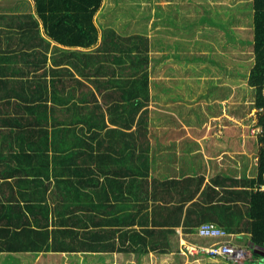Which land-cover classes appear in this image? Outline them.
<instances>
[{
    "label": "trees",
    "instance_id": "1",
    "mask_svg": "<svg viewBox=\"0 0 264 264\" xmlns=\"http://www.w3.org/2000/svg\"><path fill=\"white\" fill-rule=\"evenodd\" d=\"M31 3L33 8H29L28 13L16 10L0 12V31L3 26L26 29L32 20L33 27L40 24L42 33L56 44L51 53L52 63L56 67L50 70L53 75L49 89L47 84L45 86L37 79L47 75L40 71L48 59L50 41L47 40L43 42L45 51L35 48L36 43H32V39L34 48L30 52L8 51V55H4L3 61L8 67L0 69V251L10 252L13 256L9 261L17 264L19 255L26 252L33 258L42 253L45 259H39V263L46 264L47 254L52 250L48 248H53L55 252L96 253L99 256L117 241H129L130 246L134 244L138 252L150 250L164 253L166 249H160L158 242L163 232L149 228L137 231L134 219L130 218L133 217L131 211H118L114 206L112 198L122 197V192L107 186L101 188L98 183L88 179H81L86 183L83 189L69 178L71 188L58 187L60 182L57 179L64 176L116 175L118 161H130L136 152L133 148L135 137L140 139L138 147L147 143L143 138L150 112L151 49L147 38L138 34L123 37L115 29L101 32L96 16L103 6V0H31ZM250 8L253 13L251 27L247 31L225 30L222 19L215 17L210 19L212 29H209L203 26L205 18L201 17L196 23L185 22L186 27H180L183 32H179L184 34L186 43H190L186 53H181L177 46L179 39L171 37H162L164 39L159 47L175 50L173 55L179 60L185 59L187 63L199 62L208 55H213L212 61H217L218 55L215 54L220 44L223 49L250 51L248 63L242 61L243 57L228 60L233 62L237 74L245 75L246 86L253 92L256 114L254 118L247 119L244 128L224 129L223 139H227L225 143L228 148L241 151L243 156H248L252 151L250 155H255L256 169L254 176L248 177L249 173L243 172L237 176L236 182L225 180L222 203L220 208H214V212L219 220L217 224L229 232L249 233L252 255L249 263L264 264V0H252ZM242 10L238 8L239 12ZM180 13L187 14L185 10ZM153 43L155 45V41ZM197 45L206 49L207 53L202 57L192 50ZM18 48L22 50L25 46ZM92 49L94 51L90 52ZM210 51L213 52L210 54ZM120 54L124 57L119 61L128 63L120 69L119 79L116 80L115 72L110 70L113 68L107 67L103 60L108 57L115 60ZM62 64L71 65L74 72L87 77L90 83L75 77V73L68 67H61ZM25 87L32 94L44 95L45 99L38 98L44 101L29 104L22 97ZM114 93L123 102L110 103ZM103 105L108 106L111 125H119L127 130L133 128L135 116L141 111L134 130L128 132L112 128L114 144L120 149V155L112 157L109 168L106 156L86 151L85 147L90 149L86 143L67 144L72 133H75L72 126L79 122L86 123L88 129L93 126L94 120L100 129L107 126L102 113ZM63 123L68 127L63 129ZM49 125L55 129L61 126L57 130L61 145L59 140L48 139ZM39 127L43 129L39 131ZM63 130L69 134L63 135ZM232 130L236 131V135ZM232 143L235 145L232 146ZM57 161L62 163L61 167L56 168ZM90 164L96 167H90ZM37 186H40L43 195L38 199L26 198V188ZM86 186L93 187L88 190ZM213 196V193L206 191L200 196L201 199L193 201L189 216L197 208L203 214L211 212ZM230 197L233 202L231 208ZM47 198L56 201V221H49L50 209L46 203L41 204ZM19 199L25 200L26 211L21 209ZM6 203L8 205H4ZM203 220L205 218L200 221ZM52 222L55 232L51 236L47 230L41 233L32 228L34 224L47 229ZM138 223L149 225L144 223L143 217ZM184 223H192L187 215ZM153 224L159 222L153 221Z\"/></svg>",
    "mask_w": 264,
    "mask_h": 264
},
{
    "label": "crops",
    "instance_id": "2",
    "mask_svg": "<svg viewBox=\"0 0 264 264\" xmlns=\"http://www.w3.org/2000/svg\"><path fill=\"white\" fill-rule=\"evenodd\" d=\"M251 2L247 6V10L249 11V16H250L249 29L251 27V18L253 13L252 9L250 8ZM0 3L2 5L4 4L3 9L0 11L1 13H8L9 11H15V10L26 11L25 13H28L29 12L28 9L33 8L31 0H0ZM159 6L162 9L161 16L159 17L163 18L164 17L163 10H165L166 13H169L171 10V5H161V4L156 5V7ZM227 7L229 8L228 11H234V15H233L234 20L244 15V10H242V7H239V2L229 5ZM238 8H241L242 11L239 12ZM180 15L183 16L181 13ZM169 16L170 15H168L167 17L169 18ZM101 19H103V16H101ZM29 23L30 24H28V26L25 27L26 29L13 28L12 26L10 28L6 26L5 27L3 26L1 28L3 30L0 31V69H2L3 67L5 68L8 67V65H6L3 61L4 55H8L7 53L8 51H12V52L14 51L16 53H21L22 51L30 52L34 48V45L32 44L34 42L36 43L35 48L42 49L45 51L46 50L45 44L43 42L44 40L50 41V45L48 47L49 49L47 51L48 52L47 62L44 68L40 70L41 72L47 73V75H43L37 78L43 85L46 86L47 84V87L50 89L51 88L50 78L53 75V73H51L50 70L52 67H56V65L52 63L51 53H52V49L56 44L55 42L51 41L50 38L47 37L44 33H42L40 24L38 26L36 25V27H33L32 26L33 20ZM97 25L100 27L98 23ZM161 28L162 26H159L158 29L159 32L162 31ZM100 29L102 32L103 28L100 27ZM162 37L165 36L162 35ZM32 39L33 42L31 43ZM174 39H179L181 41L186 40L184 39V34L180 33L179 31L174 36ZM39 40H41L40 43ZM149 44H150V49H152L153 47V50L157 51L158 46L156 45V43L154 45V43H152L150 40ZM21 45L25 46V48H23L22 50L18 48V46ZM201 48L203 49L204 52V48L203 47ZM188 50L189 48L187 47L186 51ZM93 51L94 50L92 49L90 52ZM186 51H184L183 53H186ZM164 53H166V51H164ZM102 54L107 55L106 53H102ZM150 54H151V50H150ZM105 57L106 56H104L103 58ZM122 57H124V55L120 54V56L115 58V60H112V58L109 57L108 59L103 60V63L107 67L110 66L113 68V70L112 69L110 70L115 72L114 79L116 80L119 79L120 69L124 68L125 65L128 63V62L124 63L119 61V58L122 59ZM173 57H174V62L176 61L175 62L176 64L183 63V67L189 64L183 58L179 60V58H176L175 55H173ZM209 60L212 61V58H210ZM61 67H68L73 73H75L74 75L75 77L90 83V80L87 77L83 78L81 74L78 75L76 71L74 72V69L71 67V65L62 64ZM88 68L89 67L86 66V70H88ZM176 76L177 75L175 74L172 75L170 82L165 83L167 84L165 85L166 87L162 88L163 93L161 95L160 100H164L163 102H165L166 105L171 104L168 101L174 100L172 97H174L173 95L175 94L176 90H175V81L173 77ZM183 83L186 82L183 81ZM91 85L94 86L92 83ZM154 85L156 86V88H158V86H161V83L154 80L150 81L149 104L152 101L158 99L156 98V96L151 94V89ZM191 88L192 87L190 86V89ZM162 89L159 90L162 91ZM154 91L156 92L157 90ZM120 96H122V93L120 94ZM22 97L29 104L44 101L38 99L39 97L45 99L44 95L40 96L39 94L38 95L32 94L30 90H28L26 87H25V93L22 92ZM21 102L24 103L22 100ZM117 102L119 103L123 101L119 99V95L118 97H116L114 93V95L112 94V99L110 103H117ZM106 106L107 105H103L102 113L104 114L103 117L106 120L105 123H107L106 124L107 126L103 127V129H100L99 128L100 125L96 124L94 120V124H91L93 126L90 129H88L86 123L79 122L78 124L72 126L74 127L73 131L75 133H72V135L70 136L71 139L67 144L81 145L86 143V145L90 148L87 149L85 147L86 151L91 150L93 154L99 152L101 155L106 156V161L108 162L107 166L109 168L112 157L115 155L118 156L120 155V149L114 144L115 136L112 128L117 127L120 130L128 131V130H134L136 125L128 130L125 128H121L119 125L118 126H115L114 124L111 125V123L108 121L109 111L107 110ZM139 114L140 112H137V115L135 116V121H134L135 123L137 120L136 117L138 118ZM95 119H97V115ZM148 125L149 122L147 121L146 135L145 137H143L144 139L147 140V143L141 146L140 148L137 146L138 143H140L139 141L140 139L135 137V141H134L135 146L133 145V148L134 150L136 149V152L131 156L130 161H124L125 159L122 161L120 160L118 161L116 166V175L108 174L107 176L58 177L57 179L60 182V185L58 187L71 188L72 183H69V181L67 180V178H69L71 182L80 185L79 187L83 189L86 183L82 180L88 179L98 183L101 186V188L103 186H107V188L115 189L116 192H122V197L112 198L114 206H116L118 211L120 210L131 211L133 217L130 218L131 220L134 219L135 222L134 228L137 231L142 232L144 229L149 228L157 232L158 231L163 232L164 235L161 236L160 239H158V242L160 243V249L161 248L166 249L165 252L157 253V252H152L150 250L138 252L135 251L136 246L134 244L130 246L129 241H125L121 243L120 241H117L116 244L109 246L107 248L108 250H105L99 256L96 253L83 254L76 252L71 253L67 251L55 252L53 248H48L52 250L49 252L50 254H47L46 264H241L239 262H233L232 260L223 257H211L208 255L206 256L199 254L186 255L182 253L180 250L182 246H190L192 243H194L195 245L196 244L206 245L216 240L214 238L200 237L197 234L196 227L203 221H212L216 224L217 223L219 224L218 222L219 220L216 217L214 208L219 207L222 203L221 196L223 194V187H224L223 184L224 182H226L225 180L230 181L232 179L234 182H236L237 176H240L243 172H247L243 170L245 166H243L241 161L238 160L237 150H231L230 148H228L226 146L225 141H224L225 146L222 149L214 150L212 151V153H207L204 149L190 150L186 146L181 145L179 142L176 143L174 140L171 141L167 140V143H164L163 141L165 140H163L162 138L153 136L154 135L153 130L155 128L151 126L148 127ZM109 126L111 128H109ZM60 127L61 126L55 129L51 125H49L47 129H48V139L50 141H52L53 139L59 140V137L61 136L59 135L57 130ZM66 127L68 126H65V124L63 123L62 128L64 129ZM38 129L39 131H41L43 127H39ZM95 131L96 134H94ZM63 132H64L62 133L63 135L69 134L66 133L64 130ZM118 133L119 131H117V134ZM110 136L112 138H110ZM157 138L160 139V141H157L156 140ZM60 145H61V141H60ZM210 148L211 147H208L207 149L211 150ZM226 153L229 154L227 155L228 157L223 155ZM55 166L56 168L61 167L62 163H59L57 161V165ZM90 167L95 168L96 165L90 164ZM251 174L250 173L247 174L248 177H251L252 176ZM2 179L3 178H1V181ZM52 179L54 178L52 177ZM8 180L10 182L13 181L11 179ZM229 184L231 185V183ZM91 187L93 186H86V189ZM206 191L208 193L214 194L213 196L214 200L213 198L211 199L213 200L212 203H214V207L209 209L211 210L212 214L210 211L208 213L203 214L201 212L202 210L200 208H197L194 209L192 214L189 216L188 211L189 208L192 206L191 203L196 199L197 200L201 199L200 196L204 194ZM92 192L93 191L88 192L87 195L91 194ZM25 193H27L26 198H34V199H38L39 197H41V195H43L40 186H37L36 188L27 187ZM44 201L41 202V204L46 203V206L49 207L50 209L49 221L52 220L56 221L54 215V211H55L54 205H57L55 203L56 201L50 198H47ZM18 203L21 206V209L26 211V207L24 206L26 205L25 200L19 199ZM232 203L233 202L231 201V197H230L229 200L230 208ZM158 204H160V206L157 208ZM4 205H8V203ZM155 207H156V211H154ZM6 209L9 210V208ZM186 215L188 218H190V221H192V223L189 224L184 223ZM142 217L144 223L147 222L149 225L147 226L142 224L140 225L138 223L142 220ZM202 218H205V220L200 221ZM153 221L159 222V224H153ZM52 224L53 222L48 226L47 229H44L41 226H34V224L32 228L34 227L33 230L35 231L39 230L41 233L47 230L49 232L48 235L51 236L55 232ZM41 237H44V235H41ZM228 237H230V240L235 244H237L238 246L240 245L242 247H245L248 249L249 252H251V249L249 247L251 246L249 233L244 231L235 232V233L229 232ZM228 237H226V240ZM49 240L52 239L49 238ZM147 246H149V244H147ZM111 247H115V248L113 249ZM10 256L13 255L10 254V252H7V250L0 251V264H17L16 262L9 261ZM19 258L20 261L18 264H41L39 263V259H45V256H43L41 253L35 256V258H33L26 252V254L19 255ZM244 264H246V262H244Z\"/></svg>",
    "mask_w": 264,
    "mask_h": 264
},
{
    "label": "rangeland",
    "instance_id": "3",
    "mask_svg": "<svg viewBox=\"0 0 264 264\" xmlns=\"http://www.w3.org/2000/svg\"><path fill=\"white\" fill-rule=\"evenodd\" d=\"M251 1L103 0L102 9L96 16V20L100 27L103 28V31L115 29L123 37L134 34L142 35L147 38L148 44L150 40L152 43L155 41L159 47L164 38H161V40L157 37L164 35L165 37L174 38L178 31L183 32L180 27H186V23L190 21L191 23H196L201 17L205 18L203 26L209 29H212L210 19L215 17L222 19L225 30L234 29L238 31L237 29H239L240 31H247L250 23L247 6ZM237 2H239V7L245 10L244 15L234 20V11H228L229 8L227 6ZM160 4L171 5L169 13L163 10V18L159 17L162 9L160 6L156 7V5ZM3 6L4 4L0 3V9ZM182 10H185L187 14L181 16L179 13ZM168 15L171 18L167 19ZM101 16H103V19H101ZM159 26H162V31L160 32L158 30ZM222 35L221 38L224 41V36ZM168 41H171V39ZM189 44L186 41L179 40L177 46L180 47L182 53L186 51L187 47H190ZM219 47L217 54H215L218 55L217 61H210V56L212 58L213 55H208L205 60L189 63L184 67L183 63L176 64V61L174 62L173 54L176 52L175 50H170L164 46L154 51L152 47L149 67L150 80L161 83L158 88L154 85L151 89V94L158 99L155 100L156 102L152 101L148 104L150 112L146 121L149 122L148 127L155 128L153 136L162 138L165 140L163 141L164 143H167V140H174L190 150L204 149L207 153H212V151L220 150L225 146L223 135L226 130L228 131L231 127L244 128L247 119L254 118L256 111L253 108V92L246 86L245 75L237 74L234 71L236 68L233 62L228 60L229 58L243 57L242 61L248 63L251 58L250 51L240 48L223 49L221 44ZM192 50L196 54L201 55V57L207 53L206 49L203 52V49L198 48V45ZM212 52L210 51V54ZM174 74L177 75L173 77L176 91L172 98L175 101L170 100L168 102L171 104L166 105L163 102L164 100H160L163 93L162 88L166 87L165 85L167 84L165 83L170 82ZM183 81L186 83H183ZM190 86L193 89H190ZM159 89H162V91ZM154 90L157 91L155 92ZM135 125L136 123L134 122L133 127ZM232 132L236 135V131L232 130ZM158 138L156 140L160 141ZM225 142H227L226 138ZM234 145L235 143H232V146ZM208 147H211V150H208ZM237 152L238 160L245 166L243 170L250 174L253 173L251 175L254 176L256 169L255 155L253 153L250 155L252 151H249L248 156H243L244 153L241 154L240 151ZM223 155L227 156L229 154ZM193 244L190 247L195 246ZM190 251L194 252L193 250ZM249 259L239 263L244 264L246 262L248 264Z\"/></svg>",
    "mask_w": 264,
    "mask_h": 264
},
{
    "label": "built area",
    "instance_id": "4",
    "mask_svg": "<svg viewBox=\"0 0 264 264\" xmlns=\"http://www.w3.org/2000/svg\"><path fill=\"white\" fill-rule=\"evenodd\" d=\"M197 234L200 237L215 238L210 244L195 246H182L181 252L184 254L208 255L211 257H223L235 262H242L250 258V253L242 246H238L228 237L229 232L223 227L213 222H202L197 227ZM226 237L227 240H226ZM193 250L194 252L190 251Z\"/></svg>",
    "mask_w": 264,
    "mask_h": 264
},
{
    "label": "clouds",
    "instance_id": "5",
    "mask_svg": "<svg viewBox=\"0 0 264 264\" xmlns=\"http://www.w3.org/2000/svg\"><path fill=\"white\" fill-rule=\"evenodd\" d=\"M203 222H212V221H203ZM202 223V222H201ZM214 223V222H213ZM219 226V225H218ZM198 227V226H197ZM197 227H196V229H197ZM221 227V226H220ZM225 229V228H224ZM228 231V230H227ZM204 238H206V237H204ZM215 239V238H214ZM240 246V245H239ZM245 248V247H244ZM245 249H247V248H245ZM247 251H248V249H247ZM249 252V251H248ZM250 253V258L252 259V255H251V252H249ZM249 259V258H248Z\"/></svg>",
    "mask_w": 264,
    "mask_h": 264
}]
</instances>
